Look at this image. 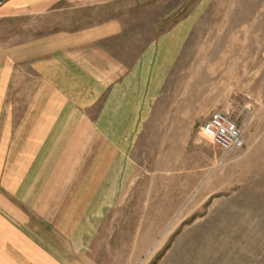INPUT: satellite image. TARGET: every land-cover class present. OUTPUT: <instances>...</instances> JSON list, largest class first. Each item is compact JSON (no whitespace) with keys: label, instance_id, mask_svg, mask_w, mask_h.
<instances>
[{"label":"crops","instance_id":"0c3cea01","mask_svg":"<svg viewBox=\"0 0 264 264\" xmlns=\"http://www.w3.org/2000/svg\"><path fill=\"white\" fill-rule=\"evenodd\" d=\"M136 1L1 8L32 16L40 33L0 43V264H78L133 175V150L189 30L183 20L136 52L121 17L139 14Z\"/></svg>","mask_w":264,"mask_h":264},{"label":"rangeland","instance_id":"374dc122","mask_svg":"<svg viewBox=\"0 0 264 264\" xmlns=\"http://www.w3.org/2000/svg\"><path fill=\"white\" fill-rule=\"evenodd\" d=\"M136 3L139 14L121 16L136 52L183 20L189 30L133 150L134 173L77 262L264 264V0ZM31 18L0 15V43L38 35ZM214 112L235 123L242 148L200 133Z\"/></svg>","mask_w":264,"mask_h":264},{"label":"built area","instance_id":"2783aa9c","mask_svg":"<svg viewBox=\"0 0 264 264\" xmlns=\"http://www.w3.org/2000/svg\"><path fill=\"white\" fill-rule=\"evenodd\" d=\"M200 133L224 151H235L243 146V140L235 123L224 113L214 112L202 123Z\"/></svg>","mask_w":264,"mask_h":264}]
</instances>
